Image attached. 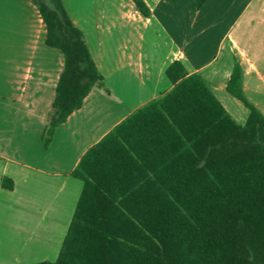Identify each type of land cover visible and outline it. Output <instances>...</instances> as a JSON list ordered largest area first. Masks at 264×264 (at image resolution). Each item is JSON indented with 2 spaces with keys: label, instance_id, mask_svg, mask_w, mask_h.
Segmentation results:
<instances>
[{
  "label": "trees",
  "instance_id": "16d2710c",
  "mask_svg": "<svg viewBox=\"0 0 264 264\" xmlns=\"http://www.w3.org/2000/svg\"><path fill=\"white\" fill-rule=\"evenodd\" d=\"M34 2L46 43L64 56L48 146L105 77L64 0ZM133 2L151 14L144 0ZM166 75L168 92L83 155L73 171L83 188L58 257L36 264H264V114L243 95L241 66L228 90L250 109L245 125L183 61Z\"/></svg>",
  "mask_w": 264,
  "mask_h": 264
},
{
  "label": "crops",
  "instance_id": "0c3cea01",
  "mask_svg": "<svg viewBox=\"0 0 264 264\" xmlns=\"http://www.w3.org/2000/svg\"><path fill=\"white\" fill-rule=\"evenodd\" d=\"M144 1L149 16L133 0H64L107 86L94 87L46 146L64 56L46 43L34 0H0V264L57 259L83 188L73 171L117 124L173 87L174 60L245 125L250 109L228 90L239 64L243 95L264 114V0Z\"/></svg>",
  "mask_w": 264,
  "mask_h": 264
},
{
  "label": "rangeland",
  "instance_id": "374dc122",
  "mask_svg": "<svg viewBox=\"0 0 264 264\" xmlns=\"http://www.w3.org/2000/svg\"><path fill=\"white\" fill-rule=\"evenodd\" d=\"M104 82H105V87L107 86V82H106V80H104Z\"/></svg>",
  "mask_w": 264,
  "mask_h": 264
}]
</instances>
